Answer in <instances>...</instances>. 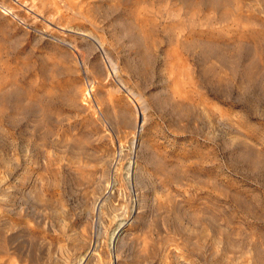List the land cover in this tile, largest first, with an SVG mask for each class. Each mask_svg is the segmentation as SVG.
I'll return each instance as SVG.
<instances>
[{
  "label": "rangeland",
  "instance_id": "rangeland-1",
  "mask_svg": "<svg viewBox=\"0 0 264 264\" xmlns=\"http://www.w3.org/2000/svg\"><path fill=\"white\" fill-rule=\"evenodd\" d=\"M0 264H264V0H0Z\"/></svg>",
  "mask_w": 264,
  "mask_h": 264
}]
</instances>
